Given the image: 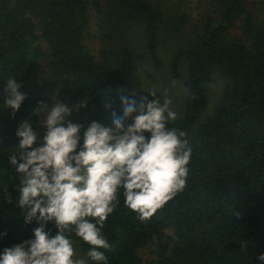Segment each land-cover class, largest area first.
<instances>
[{
  "label": "trees",
  "instance_id": "trees-1",
  "mask_svg": "<svg viewBox=\"0 0 264 264\" xmlns=\"http://www.w3.org/2000/svg\"><path fill=\"white\" fill-rule=\"evenodd\" d=\"M211 1L218 16L188 33L189 16L170 14L160 0H0V253L33 238L38 226L25 224L16 206L19 180L9 157L19 144V123L29 121L38 134L34 147L42 144V115L33 109L62 91L69 107L87 99V107L73 111L79 119L88 112L78 121L84 128L92 120L112 126L105 103L122 114L120 96L134 93L128 69L146 60L160 68L159 48L181 37L170 72L174 79L186 75L187 89L182 114L167 127L184 131L191 148L185 186L145 221L125 206L121 189L102 229L111 247L100 251L107 264H145L141 249L158 239L157 264H264L257 259L264 253V0H255L253 10L249 0ZM92 10L112 48H102L100 58L85 42ZM41 56L46 83L37 70ZM215 69L227 83L203 116ZM9 78L27 94L14 114L5 107ZM48 228L55 235L54 223ZM65 234L86 264H98L87 257L86 242Z\"/></svg>",
  "mask_w": 264,
  "mask_h": 264
},
{
  "label": "clouds",
  "instance_id": "clouds-1",
  "mask_svg": "<svg viewBox=\"0 0 264 264\" xmlns=\"http://www.w3.org/2000/svg\"><path fill=\"white\" fill-rule=\"evenodd\" d=\"M21 88L15 78L6 82L5 107L13 114L27 96ZM144 91L148 95L120 96L122 114L112 109L110 101L105 103L112 126L92 120L84 128L69 119L73 111L87 107V99L72 107L58 100L51 106L38 102L33 112L44 115L41 123L46 131L36 147L38 134L31 123H19V144L9 157L19 180L16 206L25 224L35 221L38 226L32 230L33 238L6 247L0 264H86L76 258L66 232H74L90 246L86 253L90 260L107 264L100 249L111 246L102 229L119 203L121 189L125 206L145 221L184 188L191 156L187 140L182 139L186 133L167 127L176 119L171 101L161 104L155 88ZM49 223H54L55 235ZM257 259L264 261V253Z\"/></svg>",
  "mask_w": 264,
  "mask_h": 264
},
{
  "label": "rangeland",
  "instance_id": "rangeland-1",
  "mask_svg": "<svg viewBox=\"0 0 264 264\" xmlns=\"http://www.w3.org/2000/svg\"><path fill=\"white\" fill-rule=\"evenodd\" d=\"M164 8L173 15L187 14L189 16L187 31L195 29L196 26L201 24L203 20L207 18L208 15L218 16L215 11V7L211 0H160ZM106 0H103L105 4ZM255 0H249V6L251 10L254 8ZM98 18L95 16L94 11H91V21L85 32V42L90 48V50L100 58V50L102 48H111L109 44L104 42L101 35L99 26L97 25ZM237 34V30L234 31ZM182 42V38L175 40L171 43L169 48H159V55L161 57V67L156 68V66L150 61H143L131 66L127 72V81L130 84L135 95L139 97L140 95H148L144 90L150 88L157 89L158 96L160 97L161 104L164 99L171 101L169 105L170 109L176 113V116H180L183 112V101L186 93V81L187 76L184 75L180 79H174L170 72V58L171 53L175 48ZM41 47L46 50L47 44L44 41L40 42ZM112 49V48H111ZM114 50V49H113ZM37 70L39 79L46 83L48 77V71L46 67L45 58L41 56L38 59ZM227 83V78L222 75L220 69H215L213 72L212 81L209 84V96H208V107L204 112L203 116L211 113L215 105L217 104L224 85ZM65 94L62 91L50 92L48 97V105H53L55 101H60L68 105L64 101ZM69 106V105H68ZM88 116V112L84 111L81 115V119L73 112L69 117L74 123H79L82 119ZM44 115L42 114V120ZM45 128L42 125V129L39 132L40 138H43L45 134ZM43 141V139H42ZM166 234L173 235L172 230H167ZM169 236V235H168ZM158 239L153 240V242L146 247L142 248L140 255L143 258L145 264H157L156 259L158 258ZM73 246L76 249V258L84 259V252L79 248V246L73 242Z\"/></svg>",
  "mask_w": 264,
  "mask_h": 264
}]
</instances>
